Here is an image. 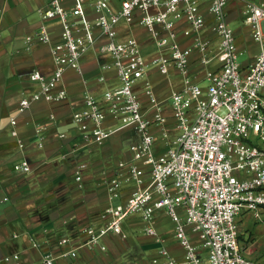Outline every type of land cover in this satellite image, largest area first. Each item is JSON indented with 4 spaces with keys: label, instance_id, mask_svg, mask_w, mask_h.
Here are the masks:
<instances>
[{
    "label": "built area",
    "instance_id": "1",
    "mask_svg": "<svg viewBox=\"0 0 264 264\" xmlns=\"http://www.w3.org/2000/svg\"><path fill=\"white\" fill-rule=\"evenodd\" d=\"M95 20L89 18L86 0H74L71 9L63 0H51L42 10L38 31L26 37L30 50L37 43H51L54 70L43 74L39 70L30 73L31 81L40 89L23 97L18 112L28 110L35 101L60 102L69 93L60 88L67 70L82 73V60L90 50L107 55L113 60L119 86L106 89L102 97H96L88 89L83 94V108L72 115L77 124L93 123L95 128L83 138L101 145L116 129L103 126L108 115L119 123L118 129L134 130L140 135L130 144L133 162L128 166L129 180L137 189L125 202L110 205L104 217L107 224L100 229H88L90 248L106 247L101 240L114 233L125 237L123 223L138 216L146 224V232L157 236L156 216L165 212L176 224L177 240L184 248L186 264H256L247 258L239 239V216L248 210L264 209V8L248 3L244 11L245 22L252 27L253 37L262 43V49L254 63L244 69L238 61L236 35L227 20L228 0H92ZM117 2L118 5L113 4ZM208 6L213 17L212 31L218 39L215 58L218 69L209 74L204 83L187 79L185 89L175 91L171 106L178 120L180 136L176 147L169 150L164 159L157 161L153 151V125H164L166 118L159 112L154 120L145 116L137 92V85L152 69L162 74L175 67L186 72L191 55L202 54L204 63H210L207 49L209 42L200 36L206 24L202 13ZM156 11V13H154ZM138 23L155 34L159 53L154 57L143 55L135 37L123 39L119 33L121 22ZM184 18L187 37L199 34L192 46L184 47L178 40L177 22ZM57 20L61 27L60 40L54 42L50 22ZM161 26V30L156 28ZM99 29L101 38L96 35ZM110 68L103 66V69ZM99 82L106 77L100 76ZM145 94L157 105V98L149 82ZM160 110V109H159ZM17 136L16 118L10 121ZM38 128V147L44 142ZM65 138V134L60 135ZM23 147V144H20ZM151 163L149 171L142 170L137 162ZM80 165L77 180H81ZM16 172L29 174L27 160L14 164ZM148 174V185L145 176ZM121 181H111L109 190L116 192ZM196 233L202 247L207 250V260L201 256V246L195 244L187 232ZM161 242L160 238L157 239ZM76 257V252L65 256ZM52 255H45L39 264H54ZM150 264H179L163 246Z\"/></svg>",
    "mask_w": 264,
    "mask_h": 264
},
{
    "label": "crops",
    "instance_id": "2",
    "mask_svg": "<svg viewBox=\"0 0 264 264\" xmlns=\"http://www.w3.org/2000/svg\"><path fill=\"white\" fill-rule=\"evenodd\" d=\"M50 1L0 0V264H39L47 254L55 258L54 264H150L163 246L179 264H186L184 248L176 237V224L165 212L156 216L157 236L147 234L145 222L133 216L123 223L125 237L110 233L101 240L105 250L87 245V230L100 229L107 224L106 208L114 205L115 200L125 202L137 189L136 183L128 179V166L134 159L129 146L140 139L134 130L118 129V121L108 115L103 126L116 132L98 145L83 138L95 124L73 121V113L83 108L85 90L101 98L106 89L119 86L113 60L100 55L98 46L84 56L82 73L66 71L60 88L68 91V99L35 101L25 112H18L20 100L40 89L38 83L31 81L30 73L39 70L50 74L55 68L51 43H37L29 50L25 41L38 31L42 10ZM63 2L68 9L74 5V0ZM252 2L264 8V0H228L226 9L229 24L237 23L235 28L231 27L236 35L238 61L240 56L247 55L239 62L244 69L254 63L262 49V43L253 37L252 27L243 18L247 4ZM85 8L89 18L95 20L93 1L86 0ZM201 11L206 24L200 36L209 42L207 55L212 61L204 63L202 54L195 51L186 72L173 67L164 75L152 69L136 88L145 116L154 120L161 112L166 118L164 125H153L150 129L157 161L176 147L180 136L171 106L172 94L185 89L187 79L204 83L219 67L215 58L218 39L212 31L213 17L207 5H203ZM50 26L54 42L59 41L58 21H51ZM176 27L177 40L184 47L192 46L199 37L196 33L189 37L183 34L188 27L184 18L179 19ZM118 29L123 39L135 37L139 41L144 56L150 58L159 53L155 34L141 26L138 18L132 24L121 22ZM96 35L101 38L99 29ZM103 66L110 68L103 69ZM102 75L106 77L105 82L98 81ZM146 82L154 90L157 105L152 104L144 92ZM12 118L17 120V136L12 135ZM40 127L43 148L38 147ZM61 134H65V138ZM22 160L30 163L31 173L13 169L14 164ZM137 164L146 172L151 168L146 160ZM80 165L85 168L81 170V180H77ZM116 178L121 186L111 192V181ZM148 179L147 174L145 186ZM187 232L191 240L201 246V256L206 261L207 250L198 235L190 229ZM239 239L247 258L254 261V252L264 246V209L242 212ZM71 252H76V257L65 256Z\"/></svg>",
    "mask_w": 264,
    "mask_h": 264
},
{
    "label": "rangeland",
    "instance_id": "3",
    "mask_svg": "<svg viewBox=\"0 0 264 264\" xmlns=\"http://www.w3.org/2000/svg\"><path fill=\"white\" fill-rule=\"evenodd\" d=\"M245 1H247V0H245ZM241 17H242V16H241ZM243 18H245V16H244ZM236 24H237V23H231V26H232L233 28H235V27H236ZM246 57H247V55L240 56V58H239V62H240V63L243 62V61L246 59ZM114 203L117 204L118 201L115 200ZM244 245H245V244H244ZM254 253H255V257H253L252 259H253L254 261H256L257 264H264V246H261L260 249H257ZM247 256H248V255H247Z\"/></svg>",
    "mask_w": 264,
    "mask_h": 264
}]
</instances>
